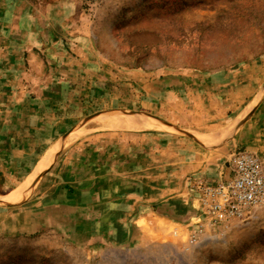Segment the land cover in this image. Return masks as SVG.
I'll return each instance as SVG.
<instances>
[{"label":"rangeland","instance_id":"rangeland-1","mask_svg":"<svg viewBox=\"0 0 264 264\" xmlns=\"http://www.w3.org/2000/svg\"><path fill=\"white\" fill-rule=\"evenodd\" d=\"M105 1L91 3L81 0V16L103 20L105 13L95 15L93 9L94 5ZM249 1L253 3L255 0H113V39H110L107 26L102 25L99 30L103 41L96 43L103 53L112 55L104 60L113 64V104L97 103L93 89L49 90L56 96L54 99L67 104L50 107L54 117L59 118L51 122L44 117H24L25 121L14 125L27 130L30 138H5L9 144L7 150L2 151L1 160L7 163L4 160L12 155L18 168L13 178L0 176V207H15L12 212L21 219L19 222L12 220L11 215L1 211L0 264H264V206L254 210V218L250 222L227 228L209 226L200 212L196 220L186 218L184 211L176 217L168 215L164 223L139 219L128 232L126 229L129 227L119 225L113 237V224H118L117 220L113 221V216L104 215L102 220L99 216L93 218L94 211L79 209L76 201L62 203L65 206L62 209L59 202H63L64 197L60 200L58 197L46 198L47 193L43 192L45 185H41L50 176L55 177L57 158L66 145L78 140L93 125L107 123L106 119L97 118L98 121L95 119L84 128V117H99L100 114L140 117L145 93L154 96L157 102L158 97L152 93L155 89L147 87L148 80L161 83L164 76H187L198 81L206 75L237 78L241 74L226 72L242 71L243 68L254 77L255 71H264V12L261 10L264 0H257L258 9L252 12ZM244 10L243 20L232 23L234 15L240 17ZM109 76L103 75V78L109 79ZM181 81L167 84L175 88ZM251 81L255 79L247 80ZM17 92V97L29 99V94L25 96L24 91ZM109 92L101 90V93H96L108 99ZM260 94L264 96V85ZM62 98L63 101L60 100ZM87 99L91 100L90 104L84 103ZM248 100L243 108L250 104ZM253 106L251 101L248 108L254 109ZM230 118L222 128L230 126L227 135L221 139L214 136L209 143H201L208 151L204 153L206 158H219L221 155L216 153L219 148L225 143L232 144L235 139L236 146L264 144V136L261 135L264 132L259 130L264 117H261L262 123L260 120L254 122V117ZM67 128L69 130L64 131ZM14 130L6 127V131ZM220 130L217 129L218 132ZM58 131L64 133L53 139ZM159 131L193 137L190 131L180 129L177 124L167 125L165 130ZM65 133L69 138L62 140ZM240 134L244 136L239 138ZM59 142L61 146L58 148ZM257 154L264 165V159ZM50 157L54 159L47 162ZM38 159L40 165L36 175L30 178L31 183H22L23 177L30 172L27 170ZM41 165L47 167L40 170ZM15 189L16 195L6 193ZM182 192L181 189L176 193ZM52 199L57 204L47 203ZM52 205L54 208L47 211ZM51 214L67 218L75 225L62 228L49 219ZM197 229L201 231L197 232ZM192 232L196 235L195 241L189 239Z\"/></svg>","mask_w":264,"mask_h":264},{"label":"crops","instance_id":"crops-1","mask_svg":"<svg viewBox=\"0 0 264 264\" xmlns=\"http://www.w3.org/2000/svg\"><path fill=\"white\" fill-rule=\"evenodd\" d=\"M81 9V0H0V176L13 178L18 168L12 155L4 160L7 163L1 160L2 151L9 144L5 138H30L27 130L14 124L32 116L52 122L59 117H54L50 107L67 105L54 99L56 96L49 90L93 89L97 103L113 104V64L104 60L112 55L96 47V43L103 41L99 30L102 25L107 26L113 39V0L94 5L95 15L105 13L100 21L81 16ZM226 73L241 74V77L206 75L195 81L187 76H164L161 83L148 80L147 87L155 89L152 93L158 101L143 92L140 117L102 114L84 117V128L97 118L106 119L107 123L93 125L60 151L55 177L50 176L41 184L45 185L46 198L64 197L59 202L62 209L65 207L62 203L76 201L79 209L94 211L93 218L99 216L102 220L104 215L113 216V221L118 223L113 224V237L119 225L129 227L128 232L139 219L164 223L168 215L176 217L185 211L184 217L196 220L199 210L197 192L193 189L195 178L207 183L227 180L231 174L229 158L235 150H253L264 159V144L236 146V139L215 151L221 155L220 159H208L204 155L208 151L201 143H209L214 136L221 139L227 135L230 126L222 128L230 117H254V122L260 120V123L264 117V96L260 94L264 71H255L254 77L244 68ZM108 74L109 79L103 78ZM249 78L255 81L247 82ZM180 79L183 81L175 88L167 84L175 80L178 83ZM17 90L24 91L25 96L29 94V99L17 97ZM101 90L110 91L108 99L97 94ZM247 100L250 104L243 108ZM90 101L87 99L84 103L90 104ZM251 101L254 109L248 108ZM170 124L190 131L193 137L159 131ZM262 124L259 130L264 132ZM53 126L54 123L51 129ZM6 127L15 130L6 131ZM120 128L124 130L118 131ZM64 131L55 132L52 138L60 137ZM64 135L62 140L69 138L68 134ZM60 143L56 145L58 148ZM53 159L50 157L47 162ZM39 165L38 159L29 167V176L23 177L22 183H31L30 178L36 175ZM181 189L183 192L177 194ZM47 203L57 204L53 199ZM14 208L0 207V222L2 210L19 222L21 218L12 212ZM53 208L52 205L47 211Z\"/></svg>","mask_w":264,"mask_h":264},{"label":"built area","instance_id":"built-area-1","mask_svg":"<svg viewBox=\"0 0 264 264\" xmlns=\"http://www.w3.org/2000/svg\"><path fill=\"white\" fill-rule=\"evenodd\" d=\"M89 1L100 3L104 0ZM229 161L231 174L227 180L207 183L197 177L193 183L197 209L209 226L227 228L246 224L254 218V210L264 206V165L259 155L247 149L235 150ZM199 231L201 229H197ZM189 239L195 241V233L192 232Z\"/></svg>","mask_w":264,"mask_h":264},{"label":"bare ground","instance_id":"bare-ground-1","mask_svg":"<svg viewBox=\"0 0 264 264\" xmlns=\"http://www.w3.org/2000/svg\"><path fill=\"white\" fill-rule=\"evenodd\" d=\"M260 2V0H259ZM247 3V2H246ZM250 5V12H252L253 10L255 9H258V2L257 0H255L253 3L249 1L248 3ZM237 9V8H236ZM234 10V9H233ZM259 10H260V7H259ZM261 10H263L264 12V3H262V6H261ZM257 12V11H256ZM245 14V10L241 13L240 17H237L236 15H234V19L232 20V23H240L241 22V19L243 17V15ZM258 14H259V11H258ZM228 17V16H227ZM232 17V16H231ZM243 20V19H242ZM217 25H222L217 23ZM212 35V34H211ZM13 192V191H12ZM14 195H16V193L13 192ZM37 218V217H36ZM50 220L52 221H55L60 227L62 228H69V227H73L74 225H72L73 223H70L67 218H64V217H59V216H56L54 214H51V216L49 217ZM38 220H41V217H38Z\"/></svg>","mask_w":264,"mask_h":264}]
</instances>
